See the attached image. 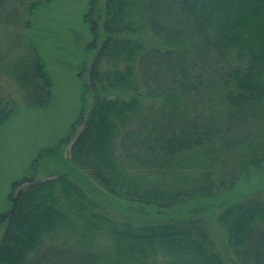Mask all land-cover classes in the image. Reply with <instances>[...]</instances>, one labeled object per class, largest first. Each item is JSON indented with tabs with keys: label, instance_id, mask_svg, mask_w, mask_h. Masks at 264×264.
I'll return each instance as SVG.
<instances>
[{
	"label": "trees",
	"instance_id": "1",
	"mask_svg": "<svg viewBox=\"0 0 264 264\" xmlns=\"http://www.w3.org/2000/svg\"><path fill=\"white\" fill-rule=\"evenodd\" d=\"M50 1L0 0V29L30 27ZM95 9L91 0L84 15L92 104L63 138L67 162L111 200L153 213L113 219L67 173L15 180L0 213V264H264V185L233 191L264 163V0H104ZM3 39L0 126L13 110L3 76L30 105L45 103L51 86L30 38L11 58ZM224 194L214 221L233 259L193 204Z\"/></svg>",
	"mask_w": 264,
	"mask_h": 264
},
{
	"label": "rangeland",
	"instance_id": "2",
	"mask_svg": "<svg viewBox=\"0 0 264 264\" xmlns=\"http://www.w3.org/2000/svg\"><path fill=\"white\" fill-rule=\"evenodd\" d=\"M103 2L95 0L96 12ZM90 3L91 0H51L35 11L30 27L1 26L0 33L2 36L5 33L6 58L24 54V42L30 38L43 60L51 86L50 97L45 103L30 105L21 98V93L8 77L1 79L4 96L12 101L13 110L0 126V213L10 208L9 193L13 181L28 177L44 179L61 173H67L79 183L99 208L113 219L138 217L143 211L144 215L151 211L111 200L91 180H79L82 173L78 171L77 175V169L67 162L69 143L63 142V138L79 114L86 115L92 104L91 94L85 92V68L93 53L88 47L92 30L84 16ZM12 33L16 38H12ZM28 93L34 98L42 93V88L30 89ZM261 185H264V163L240 177L233 191L245 194L250 187L255 189ZM240 194L234 196L240 197ZM225 201L224 194L193 202L197 216L208 220L209 231L221 250L223 234L214 221V215ZM176 214L174 216H180ZM222 251L228 255L227 259L233 257L227 250Z\"/></svg>",
	"mask_w": 264,
	"mask_h": 264
}]
</instances>
